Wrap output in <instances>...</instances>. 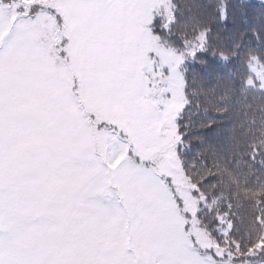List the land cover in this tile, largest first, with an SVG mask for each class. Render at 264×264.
Wrapping results in <instances>:
<instances>
[{
    "label": "snow or ice",
    "instance_id": "obj_1",
    "mask_svg": "<svg viewBox=\"0 0 264 264\" xmlns=\"http://www.w3.org/2000/svg\"><path fill=\"white\" fill-rule=\"evenodd\" d=\"M0 264H264V0H0Z\"/></svg>",
    "mask_w": 264,
    "mask_h": 264
}]
</instances>
